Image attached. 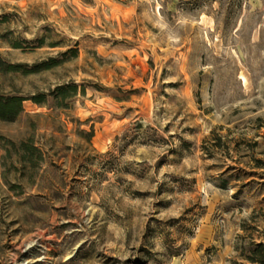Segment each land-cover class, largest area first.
<instances>
[{
  "label": "rangeland",
  "instance_id": "rangeland-1",
  "mask_svg": "<svg viewBox=\"0 0 264 264\" xmlns=\"http://www.w3.org/2000/svg\"><path fill=\"white\" fill-rule=\"evenodd\" d=\"M0 54L59 61L0 71V264H253L264 0H0Z\"/></svg>",
  "mask_w": 264,
  "mask_h": 264
},
{
  "label": "trees",
  "instance_id": "trees-1",
  "mask_svg": "<svg viewBox=\"0 0 264 264\" xmlns=\"http://www.w3.org/2000/svg\"><path fill=\"white\" fill-rule=\"evenodd\" d=\"M19 46V45H17ZM74 56H77L78 49H70ZM66 54V53H64ZM59 61L55 58H51L49 61H44L36 64L34 69H28L23 64H15L6 61L0 54V71L3 72H18L23 73L37 72L41 70L50 69L57 65ZM85 92V89L82 90ZM53 96L55 105L57 106H67L66 100L72 99L79 94V85L72 82L59 85L50 93ZM27 98L21 95H11V94H1L0 93V119L5 121H15L24 111V101ZM37 104H44L48 101V95L46 93H41L39 95H34L30 97ZM23 146L27 152H39V158L42 159L43 155L39 148L33 146L29 143H23ZM34 155L29 157L30 161H34ZM245 259L253 264H264V243H253V245L248 249L247 252L243 253Z\"/></svg>",
  "mask_w": 264,
  "mask_h": 264
}]
</instances>
